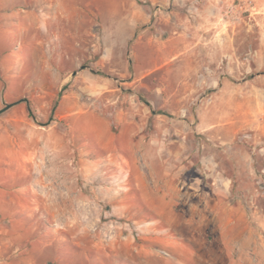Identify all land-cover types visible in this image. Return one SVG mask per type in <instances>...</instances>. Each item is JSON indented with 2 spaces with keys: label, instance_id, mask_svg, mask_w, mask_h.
Returning <instances> with one entry per match:
<instances>
[{
  "label": "rangeland",
  "instance_id": "374dc122",
  "mask_svg": "<svg viewBox=\"0 0 264 264\" xmlns=\"http://www.w3.org/2000/svg\"><path fill=\"white\" fill-rule=\"evenodd\" d=\"M44 2L0 0V264H264V0Z\"/></svg>",
  "mask_w": 264,
  "mask_h": 264
},
{
  "label": "crops",
  "instance_id": "0c3cea01",
  "mask_svg": "<svg viewBox=\"0 0 264 264\" xmlns=\"http://www.w3.org/2000/svg\"><path fill=\"white\" fill-rule=\"evenodd\" d=\"M44 5L45 6H52V7H54V9H55V13L54 14L60 15L62 17L60 20H63V21L65 19H69V16L72 13V9H74V11L77 12V9L79 8L78 7L79 3L77 2V0H45ZM23 13H21V14L23 15V18H26L27 19V22H23L20 25L23 26V28H28V29L34 28L35 27V24H38V23H35L34 19L32 18V14H29L30 11L28 12L27 15H26V13H24L25 15ZM25 52L22 51V53L17 54L18 57L20 58V61H23L24 56H25V55H23V53H25ZM29 52L30 51H28V53ZM36 53L37 52H35V55H36ZM36 56L37 57H35V61L38 63L40 61V57H38V54ZM41 63H43V62H41ZM25 72L26 71H21V72L18 73L17 76L23 75ZM46 74H47L46 70L44 68H42L40 65H38V67L34 70L32 76L34 78L40 79V78H45L46 77ZM59 74H60V76L63 75L61 72H59ZM1 143H3V141L0 142V145H1Z\"/></svg>",
  "mask_w": 264,
  "mask_h": 264
},
{
  "label": "water",
  "instance_id": "95a60500",
  "mask_svg": "<svg viewBox=\"0 0 264 264\" xmlns=\"http://www.w3.org/2000/svg\"><path fill=\"white\" fill-rule=\"evenodd\" d=\"M76 74H77V72H75L73 75H76ZM13 105L14 104L7 105L3 110L0 111V114L3 113V112H5L6 110L10 109Z\"/></svg>",
  "mask_w": 264,
  "mask_h": 264
}]
</instances>
